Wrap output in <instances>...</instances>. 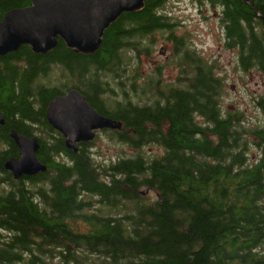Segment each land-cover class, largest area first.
<instances>
[{"label": "trees", "instance_id": "trees-1", "mask_svg": "<svg viewBox=\"0 0 264 264\" xmlns=\"http://www.w3.org/2000/svg\"><path fill=\"white\" fill-rule=\"evenodd\" d=\"M168 1L123 14L93 55L59 39L46 55L24 46L0 57V264H264V127L248 130L243 115L224 112L222 79L174 36ZM195 1L222 11L225 48L264 83V0ZM31 4L0 0V22ZM156 33L173 43L175 83L163 80V67L141 73ZM74 89L122 123L104 132L133 154L96 163L94 142L77 154L66 148L46 111ZM9 130L39 140L46 172L15 179L4 169L19 156Z\"/></svg>", "mask_w": 264, "mask_h": 264}, {"label": "water", "instance_id": "water-1", "mask_svg": "<svg viewBox=\"0 0 264 264\" xmlns=\"http://www.w3.org/2000/svg\"><path fill=\"white\" fill-rule=\"evenodd\" d=\"M144 7L145 0H32L31 6L7 13L0 22V57L24 46L46 55L57 48L59 39L77 54L93 55L101 48L106 31L123 14L137 13ZM46 119L75 152L77 144L94 141L97 131L122 129L121 122L99 115L76 89L52 101ZM4 123L0 113V125ZM11 138L20 154L5 163L6 171L15 179L47 171L37 157V138L16 131L11 132Z\"/></svg>", "mask_w": 264, "mask_h": 264}, {"label": "rangeland", "instance_id": "rangeland-1", "mask_svg": "<svg viewBox=\"0 0 264 264\" xmlns=\"http://www.w3.org/2000/svg\"><path fill=\"white\" fill-rule=\"evenodd\" d=\"M165 11L177 26L174 36L186 38V41L206 60V63L214 67L222 79L225 86L221 98L224 112L243 115L248 130L253 129L254 126L264 127V113L257 108V101L264 94L263 79L261 74L251 68L243 71L237 61V52L225 48V33L221 26L222 11L214 10L211 6L205 3L200 4L195 0H169ZM155 38L156 46L152 55L142 59L141 73L147 76L158 67H163L161 74L163 80L175 83L180 70L171 64L175 59L172 52L173 43L167 41L165 33L162 35L156 33ZM35 130L33 133H36L35 136L38 139L50 142L49 146L54 144L49 136L44 135L45 133L41 134L40 127ZM89 150L96 163L115 160L119 155L134 153L127 147L111 142L105 132L99 133ZM143 152L159 154L160 150L157 147L147 146ZM258 153L252 147L251 159H257ZM60 160L65 159L61 157ZM252 160L251 163H253ZM146 195L154 197L150 192ZM96 201L95 199L94 202ZM95 204H99L98 201Z\"/></svg>", "mask_w": 264, "mask_h": 264}, {"label": "flooded vegetation", "instance_id": "flooded-vegetation-1", "mask_svg": "<svg viewBox=\"0 0 264 264\" xmlns=\"http://www.w3.org/2000/svg\"><path fill=\"white\" fill-rule=\"evenodd\" d=\"M234 51H236V52H237V55H238V50H234ZM93 109H94V108H93ZM94 110H95V109H94ZM1 115H2V114H1ZM99 115H100V114H99ZM2 117H3V116H2ZM3 119H4V118H3ZM4 121H5L4 125H0V127H4V126H5V124H6V120L4 119ZM12 131H15V130H9L10 138H11V132H12ZM104 131H105V130H103V131H97V132H96L97 137H98V135H99L100 132H104ZM31 138H32V137H31ZM63 138H64V137H63ZM64 140H65V138H64ZM13 142H14V141H13ZM79 145H82V144H78L77 147H79ZM15 146H16V144H15ZM65 146H66V148H68V146H67V144H66V140H65ZM16 147H17V146H16ZM17 148H18V147H17ZM6 149H7V147H6ZM40 149H41V148H40ZM68 149H69V148H68ZM18 150H19V149H18ZM69 151H73V152L76 153V154L78 153V152H75L73 149H69ZM39 152H40V150H39ZM39 152H38V153H39ZM19 154H20V153H19ZM11 158H16V157H11ZM11 158H10V159H11ZM17 158H19V156H18ZM8 160H9V159H8ZM8 160H7V161H8ZM7 161H5V163H6ZM5 163H4V165H5ZM11 174H12V173H11ZM12 175H13V174H12Z\"/></svg>", "mask_w": 264, "mask_h": 264}]
</instances>
